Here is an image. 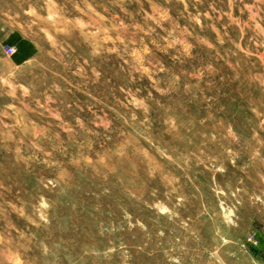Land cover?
Instances as JSON below:
<instances>
[{"label": "rangeland", "instance_id": "obj_1", "mask_svg": "<svg viewBox=\"0 0 264 264\" xmlns=\"http://www.w3.org/2000/svg\"><path fill=\"white\" fill-rule=\"evenodd\" d=\"M0 264H264V0H0Z\"/></svg>", "mask_w": 264, "mask_h": 264}, {"label": "built area", "instance_id": "obj_2", "mask_svg": "<svg viewBox=\"0 0 264 264\" xmlns=\"http://www.w3.org/2000/svg\"><path fill=\"white\" fill-rule=\"evenodd\" d=\"M14 51H15V48H13L12 46H9L7 49V53H9V54L14 53Z\"/></svg>", "mask_w": 264, "mask_h": 264}]
</instances>
